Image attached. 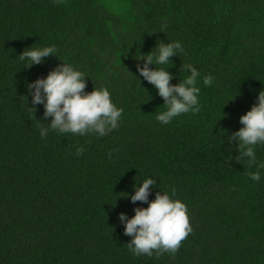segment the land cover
Instances as JSON below:
<instances>
[{
	"label": "trees",
	"instance_id": "obj_1",
	"mask_svg": "<svg viewBox=\"0 0 264 264\" xmlns=\"http://www.w3.org/2000/svg\"><path fill=\"white\" fill-rule=\"evenodd\" d=\"M161 41L184 47L156 65L171 67L172 84L190 75L182 65L201 72L199 113L168 125L135 59L157 54ZM53 45L57 57L24 68L25 48ZM61 60L89 76L86 91H110L123 109L118 129L41 137L51 118L42 105L34 112L26 83ZM261 90L264 0H0V264H264V145L249 168L225 139ZM257 170L259 182L248 175ZM149 176V200L166 191L188 209L192 232L175 254L128 251L118 214L147 207L126 193Z\"/></svg>",
	"mask_w": 264,
	"mask_h": 264
},
{
	"label": "clouds",
	"instance_id": "obj_2",
	"mask_svg": "<svg viewBox=\"0 0 264 264\" xmlns=\"http://www.w3.org/2000/svg\"><path fill=\"white\" fill-rule=\"evenodd\" d=\"M54 2L63 4L65 0H54ZM155 47L158 48L157 54L152 55L149 52L135 59L143 61V64L136 65L139 76L157 90L163 105L166 106L164 111L157 114L156 119L161 124L168 125L181 114L199 113L201 89L197 83L201 79L200 70L190 63L182 65L181 68L186 73L190 71V75L187 74L185 79L172 84L175 74L168 71L171 67L164 69L157 68L156 65L168 64L171 57H178L179 53L184 52V47L180 41H161ZM56 52L54 45L38 48L31 46L25 48L19 57L26 62L24 68H31L33 65L43 63L50 55L57 57ZM151 65L155 67H150ZM134 76L140 82L139 77ZM86 77L89 78L82 70L62 61L46 76L37 77L34 81L26 83L34 112L35 106L42 105L43 119L51 118L50 122L46 123L47 127L40 129L42 138H46L49 132L103 137L119 128L123 109L114 104L107 88H93L90 92L86 91ZM203 84L211 86L213 77L204 76ZM25 97L27 99V96ZM239 122L242 126L230 135H225V139L236 143L237 163L244 165L246 161L251 168L257 163L256 146L264 145V91H259L256 103L239 117ZM226 131L222 130L223 134ZM221 141L224 143L223 140ZM83 151V147L77 148L76 155H81ZM229 157L232 156L229 154ZM229 161L231 159L226 163ZM258 168H264V164L258 165ZM248 175L255 182L261 180L258 170L250 171ZM156 185V179L151 176L134 184V194L126 193V196L133 204L139 201L146 203L147 207H135L134 215L130 218L126 213L118 214L124 235L131 237L127 243L128 251L136 257L142 255L152 257L154 252L157 255L175 254L181 242L192 232L187 215L188 209L181 200L173 198L174 193L170 195L166 191H162V194L156 192L155 198L149 200V195L157 187Z\"/></svg>",
	"mask_w": 264,
	"mask_h": 264
}]
</instances>
